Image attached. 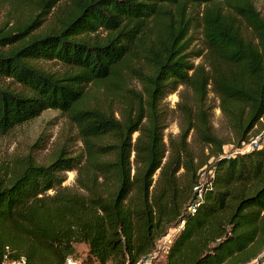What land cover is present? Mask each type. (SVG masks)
I'll return each mask as SVG.
<instances>
[{"label": "trees", "instance_id": "16d2710c", "mask_svg": "<svg viewBox=\"0 0 264 264\" xmlns=\"http://www.w3.org/2000/svg\"><path fill=\"white\" fill-rule=\"evenodd\" d=\"M3 8L0 138L47 110L67 128L46 164L32 155L44 132L25 154L0 151V264H64L80 244L90 263L137 264L180 224L163 264L264 258V145L224 151L264 121V15L250 0ZM72 170L75 189L62 185Z\"/></svg>", "mask_w": 264, "mask_h": 264}, {"label": "rangeland", "instance_id": "374dc122", "mask_svg": "<svg viewBox=\"0 0 264 264\" xmlns=\"http://www.w3.org/2000/svg\"><path fill=\"white\" fill-rule=\"evenodd\" d=\"M254 5L257 11H260L262 15H264V0H250ZM4 10L3 8L0 11V22H2L4 18ZM195 37L198 39L194 42L196 46L200 42L199 41V33L195 34ZM199 60H196L198 62ZM209 99L212 104L215 106L218 104V101L214 98L213 94L209 95ZM177 94L169 95L165 102L169 105V107L174 108L175 103L177 102ZM212 123L215 129V132L219 136L229 137V134L221 128V113L219 109H215L213 111ZM67 128V121L63 115H61L58 111L47 110L42 112L37 118L34 120L20 126L13 130L8 137L0 138V151H5L7 154H25L29 151V147L33 144L37 136L44 132L48 136V141L44 145V147L40 150H34L32 152L33 157L37 162L46 164L50 160V152L52 149V143L55 141L56 137L60 130ZM264 130V121H260L256 128H254L250 134V139L254 138L260 131ZM178 132V128L176 125V121L172 120L169 122L168 127L165 130V134H176ZM80 144L76 143L75 149L79 150ZM224 151L226 154H231L235 152L232 149L231 145L224 146ZM66 180L63 182V186H67L71 189H75V176L76 172L74 170L65 172ZM49 193H52L51 191ZM86 246L80 244L76 246V255L74 256L77 260L78 264H95L90 263L88 259H86ZM164 251L163 245L160 243L157 246L156 251L154 252L151 259H149V264H163L164 260Z\"/></svg>", "mask_w": 264, "mask_h": 264}, {"label": "built area", "instance_id": "2783aa9c", "mask_svg": "<svg viewBox=\"0 0 264 264\" xmlns=\"http://www.w3.org/2000/svg\"><path fill=\"white\" fill-rule=\"evenodd\" d=\"M262 145H264V130L260 131L254 138H251L248 140L247 143L243 144L241 146L240 149H237L235 152L233 153H237V152H247L250 151L252 149H257L260 148ZM197 189V188H195ZM200 196V195H199ZM195 205H193L194 207ZM191 210H193V208H191ZM182 227V224H180L178 226V228L176 230H174V232H172L171 234H169V236L164 240L163 242V248L165 249V247L171 242V239L174 235V233H176L180 228ZM6 255L3 256V261L1 264H22V263H15V262H8L6 260ZM64 264H78L77 260L72 258V257H68L65 259ZM137 264H149V260L148 259H142L140 260ZM250 264H264V258H257L255 260H253Z\"/></svg>", "mask_w": 264, "mask_h": 264}]
</instances>
